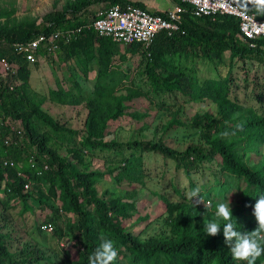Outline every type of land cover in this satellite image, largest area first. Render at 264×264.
I'll return each mask as SVG.
<instances>
[{
  "label": "trees",
  "instance_id": "16d2710c",
  "mask_svg": "<svg viewBox=\"0 0 264 264\" xmlns=\"http://www.w3.org/2000/svg\"><path fill=\"white\" fill-rule=\"evenodd\" d=\"M172 1L176 5H183L180 0ZM240 4L244 11L254 13L260 20L264 19V14L257 13L251 6L246 8L244 0H240ZM94 5H101V8L115 5L145 8L142 3L129 0H73L60 9L52 8L45 13L41 24L35 28L0 26V43L5 42L0 44V58L9 60L18 83L10 90L8 77L0 75L2 133L10 134L11 126L22 131L17 144H0V190L4 195L0 199V208L7 211L10 203L13 202V207L19 202L23 211L30 212V202L37 203L39 208H53L55 202L60 203L61 212L59 208L56 212L67 215L66 223L62 222L56 228L57 220L51 216L43 223H51L53 232H41L39 226L38 231L54 234L59 241H65V246L61 248L62 264H88V257L101 242V237L114 242L118 257L113 264H246L234 259L224 243L222 229L226 222L220 221L221 231L217 235L206 236L202 229L205 223L214 220V213L208 208L200 210L193 206L191 201L185 200L184 195L178 203L161 197L166 213L163 223L167 228L161 236H144L142 230L130 231L127 224L132 219L133 195L137 187L143 185L145 177L143 155L152 153L171 161L176 169L182 170L189 179L191 191L197 189L191 180L193 173L202 171L207 164L215 166L221 178H225L224 182L214 176L216 184L225 185L230 180L228 188L235 184L241 190L239 204L231 209L236 230L251 232L257 227L255 217L246 218L244 212L245 209L253 211L256 199L264 195V162L258 167H251L247 150L264 145V117L254 108L244 107L232 94L239 89L233 76L239 63L259 65L264 71V37L257 39L254 47H250L239 36L236 18L227 15L195 17L191 8L183 5L185 13L178 31L159 33L149 48L141 44L125 47L141 55L150 93L180 95L186 103L209 101L219 118L205 124L203 143L191 144L183 151L168 147L163 138L126 142L106 140L107 130L113 122L128 116L140 117L136 110H132L142 93L133 88H127L125 94L118 93L114 87V75L117 74L115 61L123 58L119 55V44L109 38L98 37L91 29H82L71 43L62 46L69 54L84 41L80 51L86 53L87 57L73 61L78 64H74L73 68L81 69L80 64L84 63L81 72L87 74L94 67L90 65L92 61H95L97 68L91 97L83 94L76 80L78 75L68 77L71 85L67 84L68 79H62L56 82L57 87L48 92V100L56 105L77 106L84 103L87 115L82 131L60 125L27 97L31 70L28 62L9 46L40 34L84 26L92 20L88 21L84 15ZM15 13L13 7L0 8V20L10 19ZM47 55L39 51L35 57L37 60ZM166 56L179 59L182 68L176 74L164 76L161 64ZM202 71L203 76L200 77ZM244 76L247 83L249 74ZM255 77L264 79V73ZM251 82L254 91L252 97L260 103L264 93H255L257 79ZM177 126L181 124L172 120L164 128L163 134ZM58 141L66 147L67 157L59 155L54 147ZM242 143L245 148L240 149L246 152L243 150L239 153L237 145ZM96 154L107 158L109 165H113L111 161L117 164L106 171L91 169L83 158ZM30 158L35 162L34 167L28 163ZM6 159L15 163V169L3 166L2 162ZM44 165L47 170L43 171L42 176H37L36 169L42 170ZM109 173L117 188L127 191L125 196L99 190V182ZM26 180L34 183L28 191L23 189ZM41 184H46V189ZM183 202L188 204H181ZM5 223L6 217L0 214V264H50L49 258L39 248L27 247L19 252H10L7 234L2 232ZM68 237H71V242L66 246ZM255 264H264V254Z\"/></svg>",
  "mask_w": 264,
  "mask_h": 264
},
{
  "label": "rangeland",
  "instance_id": "374dc122",
  "mask_svg": "<svg viewBox=\"0 0 264 264\" xmlns=\"http://www.w3.org/2000/svg\"><path fill=\"white\" fill-rule=\"evenodd\" d=\"M73 0H0V8L16 9V13L10 19L0 20V26L11 27L12 25H21L22 27L35 28L42 22V16L52 8L60 9ZM149 6L152 4L160 10L167 11L170 9L169 4H174L172 0H146ZM150 1V2H149ZM101 9V5H94L88 8V13L85 18L89 21L93 14ZM152 10V7H151ZM156 10V9H155ZM161 12V11H160ZM119 55H122V60L115 61L116 75H114V87L118 93H126L127 88H133L142 93L141 97L135 101L133 112L140 116L139 118L123 117L111 124L107 130L106 140H115L118 142H126L129 140L152 141L163 138L168 147L177 151H183L191 144L203 143L205 138V124L210 120L218 119V113L214 105L209 101L206 102H188L184 101L183 96L177 97L173 94L162 93L155 95L149 92V82L144 76V62L141 61L139 53H133L127 50V47H119ZM65 55V54H64ZM118 56H116V59ZM73 61L64 57L59 59V52L55 55H47L46 57L38 58L36 61L28 63L31 70L29 78V90L27 97L37 103L40 108L51 116L60 125L71 128L76 131H82L83 124L87 115V109L83 104L77 106H60L51 103L48 100V92L50 89L57 87V81L61 78L77 77L83 94L86 97H91L93 94V86L95 83V73L92 69L87 74L82 72L70 73L75 69L72 68ZM164 69V76L176 74L182 65L179 59L175 57H165V62L161 64ZM235 68L233 76H235L236 84L239 89L236 97L240 104L244 107L254 108L262 117H264V97L258 103L253 99L252 95V80L257 79L258 88L255 93H264V79L255 77L258 74L264 73L259 65H251L249 62ZM244 68L243 70L241 68ZM203 71L199 73L202 77ZM249 74L247 83L244 81V74ZM80 74V75H79ZM68 76V77H67ZM68 79L67 84L71 85ZM263 82V83H262ZM177 97V98H176ZM251 98V99H250ZM177 120L181 126L171 128L165 135L164 128L172 121ZM238 138H235V140ZM59 155L68 156L65 146H61L59 141L54 144ZM242 143L237 145V150L242 153L245 149ZM246 152V150H245ZM247 158L251 167L255 168L264 162V145H258L253 150H247ZM112 158V155H109ZM84 162L91 169L106 171L107 168H114L117 164L111 161L113 165H109L110 161L106 160L101 154L93 156H85ZM145 177L143 185L137 187L132 200L135 202L134 208L130 210L132 219L128 222L127 227L130 231L142 230L144 236L152 235L154 237L161 236L167 230L163 223L165 213V203L161 197L169 201L178 203L181 196L184 195L185 200H189L191 188L189 179L182 170L175 168L174 164L169 160H163L161 157L152 153L143 155ZM109 162V163H108ZM215 166L204 165L202 171L194 172L192 182L199 189V196L203 201H211V207L208 210L215 213L218 203L230 201V208L233 209L240 202L241 190L237 189L235 184L232 188L227 185L216 184L214 176L221 178L217 173ZM225 182V178H221ZM204 186L206 188H204ZM100 191L109 190L115 196L123 197L127 191L117 188L112 174H106L104 179L98 184ZM134 193V192H133ZM132 193V194H133ZM3 190H0V199H3ZM195 200V198H193ZM32 211H23L21 203H17L13 207V202L7 211L0 208V214L6 217L5 227L2 232L7 234V245L10 252H19L27 247L39 248L44 252V256L49 258L50 264H62V253L59 246V239L54 234H44L38 231V226L41 222L48 221L49 217L56 218V228L62 222L66 223L67 215L58 214L57 208H60V203L55 202L54 207L39 208L35 202H30ZM181 204H188L183 202ZM249 204V203H247ZM248 206V205H247ZM200 210L206 209L201 203L196 205ZM244 216L253 218L252 211L245 209ZM64 223V224H65ZM68 239V240H67ZM67 245L71 237H68ZM126 264V262H124Z\"/></svg>",
  "mask_w": 264,
  "mask_h": 264
},
{
  "label": "built area",
  "instance_id": "2783aa9c",
  "mask_svg": "<svg viewBox=\"0 0 264 264\" xmlns=\"http://www.w3.org/2000/svg\"><path fill=\"white\" fill-rule=\"evenodd\" d=\"M183 5L189 6L195 17L215 18L227 15L238 20L239 36L242 41L254 47L257 39L264 37V19L260 20L254 13H248L241 7L240 0H180ZM183 5H174L167 11L156 12L140 8L134 5H115L110 8H101L96 11L92 20L76 29L55 30L49 34H40L35 38L23 42L12 43L9 46L14 53L20 54L26 62L36 61L35 55L44 51L49 55H55L63 45H68L82 29L92 30L98 37L109 38L114 43L122 46L141 44L149 48L155 37L161 32L172 33L178 31L182 23L185 8ZM2 42L0 44H4ZM0 75L8 77V87L13 90L17 86L16 74L12 70L11 63L6 57L0 58ZM3 120L0 118V144L9 146L17 144L21 139V129L11 126L10 134L2 133ZM31 167L35 166L32 158L28 160ZM6 168L15 169V163L6 159L2 162ZM47 170L44 165L42 170L36 169V175L42 176ZM18 176L20 174L18 173ZM31 180H26L23 189L28 191L33 186ZM46 189V184H41ZM209 200L204 201L207 204ZM61 212V209L59 208ZM39 229L44 233H52L51 223H40ZM60 247L65 246V241H58Z\"/></svg>",
  "mask_w": 264,
  "mask_h": 264
},
{
  "label": "clouds",
  "instance_id": "9594fccd",
  "mask_svg": "<svg viewBox=\"0 0 264 264\" xmlns=\"http://www.w3.org/2000/svg\"><path fill=\"white\" fill-rule=\"evenodd\" d=\"M245 7L251 6L257 13L264 14V0H244ZM193 206L203 204L210 208L211 201L207 204L200 198L199 189L190 192L188 197ZM195 198V200H193ZM252 215L255 217L257 227L251 232H240L236 230V222L233 223L230 201L218 203L214 213V220L205 223L203 234L215 236L221 231L220 221L226 223L222 232L224 243L230 250L232 257L246 264H255V261L264 254V195L256 199L252 206ZM118 257V251L111 239L101 237V242L88 257V264H113Z\"/></svg>",
  "mask_w": 264,
  "mask_h": 264
},
{
  "label": "crops",
  "instance_id": "0c3cea01",
  "mask_svg": "<svg viewBox=\"0 0 264 264\" xmlns=\"http://www.w3.org/2000/svg\"><path fill=\"white\" fill-rule=\"evenodd\" d=\"M129 1H131V2H140V3H142L143 5H144V7H145V9H147V10H150V11H153V12H162L163 10H160V9H157L153 4H152V6H149L148 5V2L146 1V0H129ZM150 2V1H149ZM175 5V3L172 5V4H169L168 6L171 8V7H173ZM151 7H152V10H151ZM156 9V10H155ZM84 41H81V43H79V44H77L74 48H73V50H71V52L68 54V53H66V49L65 48H61L58 52H59V59H62V58H64V57H66V58H68L69 60H71V61H74V62H76V60H83V59H86V57H87V54L86 53H82L81 51H80V49H81V47L82 46H84ZM57 52V53H58ZM65 54V55H64ZM76 65L77 63H73L72 64V66L73 65ZM78 65V64H77ZM89 65V64H88ZM90 65H92V66H94L93 67V69H92V73H95L94 75H95V77H96V72H97V68H96V65H95V61H92L91 63H90ZM84 66H85V64L84 63H81L80 64V67H82L81 69H79L78 67H76L75 66V69L73 70V71H71V72H69V74L70 73H75V74H77L78 72H81V70L82 69H84ZM73 68V67H72ZM90 72V71H89ZM80 75V74H79ZM68 77V76H67ZM94 77V78H95ZM64 78H65V76H64ZM64 78H61V79H64Z\"/></svg>",
  "mask_w": 264,
  "mask_h": 264
}]
</instances>
